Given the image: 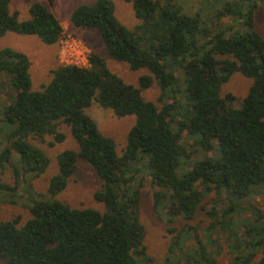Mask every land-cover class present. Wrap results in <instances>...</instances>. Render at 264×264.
Masks as SVG:
<instances>
[{
	"label": "trees",
	"instance_id": "obj_1",
	"mask_svg": "<svg viewBox=\"0 0 264 264\" xmlns=\"http://www.w3.org/2000/svg\"><path fill=\"white\" fill-rule=\"evenodd\" d=\"M10 1L0 0V36L59 40L63 26L46 5L32 2L29 18L19 20ZM122 1L137 19L132 27L118 20L113 0L78 5L70 22L98 30L110 57L132 70L146 68L137 85L91 52L88 66L59 64L33 90L27 54L0 49V171L11 167L14 175L13 184L0 182V203L15 202L22 181L28 194L30 181L49 165L47 153L32 140L48 135L49 145L60 143L65 125L78 144L77 150L57 153L49 197L27 195L30 217L24 223L18 215L0 220V258L4 264H153L134 185L145 173L157 186L156 212L165 211L169 221L184 220L181 228H169L173 235L159 264H223V250L229 256L224 264H264V213L256 207L244 216L245 199L264 189V35L255 29V12L264 0ZM234 73L250 79L238 107L233 94L222 93ZM154 84L160 107L142 94ZM93 103L117 117L135 116L120 155L115 140L86 112ZM183 133L199 157L190 167L192 151ZM78 158L99 178L93 198L103 210L54 198ZM211 192L223 194L222 208L216 198L210 207L203 205ZM200 210L208 219L204 238L190 223Z\"/></svg>",
	"mask_w": 264,
	"mask_h": 264
},
{
	"label": "rangeland",
	"instance_id": "obj_2",
	"mask_svg": "<svg viewBox=\"0 0 264 264\" xmlns=\"http://www.w3.org/2000/svg\"><path fill=\"white\" fill-rule=\"evenodd\" d=\"M34 1H39L46 5L60 20L64 30L59 40L54 44H46L36 35H24L14 32H7L5 35L0 36V49L10 47L26 53L29 57L31 62V87L33 90L40 89L44 83L48 82L50 79V70L61 64V41L65 38L74 41L79 46L81 53L83 51L88 54L96 52L101 55L105 59L109 69L129 84L137 85L139 76L147 73L146 68L132 70L126 62L118 61L110 57L98 30L94 28H80L72 25L70 22V14L73 9L81 4H91L94 0H11L9 10L10 12H16L19 20H26L29 18V5ZM113 2L115 4V15L118 20L128 27L135 25L137 19L134 17L131 5L122 0H113ZM255 29L261 35H264V5H260L255 12ZM249 84V78L244 77L240 73H234L230 80L223 86L222 93L233 94L235 96L233 105L238 107ZM142 94L145 99L154 102L158 107L161 106L158 100L159 88L156 84L144 89ZM86 112L95 120L98 128L104 135L111 136L115 140L116 153L120 155L126 141V134L135 122V116L127 115L117 117L110 110H104L96 103L89 106ZM60 131L65 134V138L62 142L55 143L54 145H49L48 142L52 140V137L48 135L43 140H32L50 158V163L44 173L30 181L29 193L32 196L40 195L43 198L49 197L47 186L49 179L57 171L55 158L57 153L66 149H78L77 142L65 125L60 126ZM183 143L186 150L192 151L191 160L187 164L190 167L192 161L199 158L198 153H196V147L192 139L187 134L185 135V133H183ZM136 178L139 179L134 185L139 188L140 193L138 209L139 220L145 230L144 245L147 254L152 258L153 264H159L165 259L168 253L173 235L169 231V228H181L184 225V220L177 216L174 217L176 218L175 220L169 221L165 211L157 213L153 207L152 196L157 186L151 181L150 176L145 173L138 174ZM0 182L14 183V175L11 167L0 171ZM26 186L25 182L22 181L17 196L15 198L12 197L13 200H16L15 202L0 203V220L10 219L18 215L20 217V223H24L30 217L26 205L28 203L27 195L29 193L26 194L24 192ZM99 187L100 181L94 169L86 160L78 158L76 161V169L69 177L66 187L57 193L54 198L71 207H93L103 210V206L93 198L94 191ZM212 198H216V206L218 208H222L225 205L223 202V194L217 196L214 192H211L202 201L206 208L211 206ZM244 205L246 208V214L244 216L251 214V211L256 207L260 208L264 213V189L252 193L250 197L245 199ZM190 223L195 226L201 238H204V228L208 223L204 212L201 210L198 211ZM221 236L223 238L224 234L221 233ZM220 246H224L223 242H220ZM211 250H215V248L211 247ZM228 257L225 250H223L218 256V259L224 264L227 262ZM0 264H4V260L1 258Z\"/></svg>",
	"mask_w": 264,
	"mask_h": 264
},
{
	"label": "built area",
	"instance_id": "obj_3",
	"mask_svg": "<svg viewBox=\"0 0 264 264\" xmlns=\"http://www.w3.org/2000/svg\"><path fill=\"white\" fill-rule=\"evenodd\" d=\"M88 56L87 52H80L79 46L74 41L68 38L61 41V64H73L85 67L88 66Z\"/></svg>",
	"mask_w": 264,
	"mask_h": 264
}]
</instances>
